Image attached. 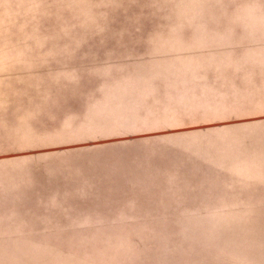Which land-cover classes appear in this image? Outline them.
I'll use <instances>...</instances> for the list:
<instances>
[{
  "label": "rangeland",
  "instance_id": "rangeland-1",
  "mask_svg": "<svg viewBox=\"0 0 264 264\" xmlns=\"http://www.w3.org/2000/svg\"><path fill=\"white\" fill-rule=\"evenodd\" d=\"M122 140L219 179L183 206L206 211L126 228L2 212L35 208L39 157ZM0 264H264V0H0Z\"/></svg>",
  "mask_w": 264,
  "mask_h": 264
},
{
  "label": "crops",
  "instance_id": "crops-1",
  "mask_svg": "<svg viewBox=\"0 0 264 264\" xmlns=\"http://www.w3.org/2000/svg\"><path fill=\"white\" fill-rule=\"evenodd\" d=\"M174 150L179 147L171 142L122 140L101 148L52 151L33 168L37 191L29 195L36 197L35 208L2 212L13 220L40 223L33 225L38 228H126L152 227L132 224L141 218L136 214L206 211L183 206L202 196L200 190L219 187L220 180L202 175ZM19 213L23 217H15Z\"/></svg>",
  "mask_w": 264,
  "mask_h": 264
}]
</instances>
